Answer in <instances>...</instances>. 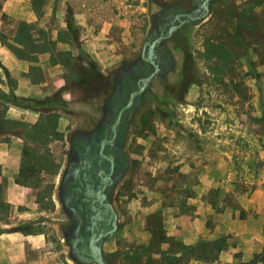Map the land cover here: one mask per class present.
I'll use <instances>...</instances> for the list:
<instances>
[{
    "label": "rangeland",
    "instance_id": "1",
    "mask_svg": "<svg viewBox=\"0 0 264 264\" xmlns=\"http://www.w3.org/2000/svg\"><path fill=\"white\" fill-rule=\"evenodd\" d=\"M150 1L32 0V22L0 10V44L11 56L0 55V156L15 161V183L31 194L12 210L0 183V225L47 235L43 264H71L55 225L42 222L58 213L64 134L77 121L58 99L91 93L136 51ZM177 58L169 91L156 89L158 103L140 112L130 136L133 164L114 198L110 248L118 264H264V0L215 6L186 28ZM15 62L29 64L23 95ZM46 64L58 73L48 77Z\"/></svg>",
    "mask_w": 264,
    "mask_h": 264
},
{
    "label": "water",
    "instance_id": "2",
    "mask_svg": "<svg viewBox=\"0 0 264 264\" xmlns=\"http://www.w3.org/2000/svg\"><path fill=\"white\" fill-rule=\"evenodd\" d=\"M232 0H151L147 7L148 28L137 52L131 57L121 60L104 77L100 86L89 94L72 101L58 102L64 111L73 115L86 117L92 125H96L98 117L108 112L104 110V103L113 96L117 97L124 90V83H135L136 89L128 95L126 104L119 111L116 118L118 123L121 115L131 106L134 111L130 114L126 139L130 131H139L133 120L146 105L158 103L157 88L167 93L171 87V79L178 68L177 52L186 42V28L203 22L215 6H226ZM160 19H164L162 26ZM166 50V58L157 55ZM145 70L146 76H137V71ZM105 112V113H104ZM74 127L68 135L66 158L53 191L58 214L54 217L43 218V221L55 225L58 236L65 247V257L71 264H117L118 250L110 248V243L118 229V210L112 201L104 205L103 215L98 212L96 220L106 225L98 233H93L85 239L80 235V218L75 210L68 205L69 195L66 189L69 173V154L73 151L70 137L79 131ZM119 169L115 177L114 188L120 184L129 173L130 159ZM113 188V189H114ZM114 191V190H113ZM93 230V228H88Z\"/></svg>",
    "mask_w": 264,
    "mask_h": 264
},
{
    "label": "flooded vegetation",
    "instance_id": "3",
    "mask_svg": "<svg viewBox=\"0 0 264 264\" xmlns=\"http://www.w3.org/2000/svg\"><path fill=\"white\" fill-rule=\"evenodd\" d=\"M163 21L164 19H160V26H162ZM167 56V51L163 50L162 53L157 55V58H166ZM146 75L145 70L137 71V76ZM103 80L104 78H102L99 86ZM135 89V83H127L126 80L124 90L117 97L113 96L104 103V110L108 112V117L103 114L97 118L96 125H92L86 117L74 115L73 117L77 121L64 134V148L58 175L64 166L69 132L74 127H80V130L70 137L73 151L69 154L70 163L66 189L69 195L68 205L75 210L81 220L79 225L80 235L85 239V242L91 234L98 233L101 229L106 228L104 223H99L97 220L95 226H92V221L98 212L106 218L103 215L105 212L104 205L110 197L114 205V198L118 194L120 186L128 178L132 168L133 160L129 141L131 134L135 131H130L127 139L126 132L129 117L134 111V107L131 106L125 111L117 124L116 118L119 111L126 104L128 95ZM146 106L141 108L134 118V124L137 125L136 119ZM127 155L130 159L128 176L114 188L115 177L119 174V169L128 162ZM91 227L93 230L88 229Z\"/></svg>",
    "mask_w": 264,
    "mask_h": 264
},
{
    "label": "crops",
    "instance_id": "4",
    "mask_svg": "<svg viewBox=\"0 0 264 264\" xmlns=\"http://www.w3.org/2000/svg\"><path fill=\"white\" fill-rule=\"evenodd\" d=\"M31 1L32 0H1L0 2L1 14L3 13L6 14L9 20L32 22L35 19V15L33 10L31 9ZM146 15H147V9H146ZM143 37L141 38L136 51L130 55L121 58L119 61L114 63L109 68L107 73L103 75V78L109 73L111 68H113L116 64H118L121 60L131 57L137 52ZM0 55H2L6 60L11 59L10 53L1 44H0ZM15 63L17 64L18 69H16L15 67H13L12 69V64H7V67L9 69H12L14 72H16V74H13V76L16 77L18 80L19 89L17 93L19 95H23V90H29V87L32 85L31 84L32 81L29 76H21L22 71H27L29 69L28 67L29 64H23L22 66L17 62ZM32 64L34 65V63ZM39 64L40 63H38V65ZM20 65L22 67H20ZM40 67L43 68L42 70L48 77H51V75L53 74L51 72H55V75L58 73V65H54L50 67L46 64L45 67L43 66ZM3 76L2 77L0 76V78L3 79ZM54 83L58 87V77H56ZM82 96L84 95H80L77 97H70V98L60 97L58 99V102L72 101L81 98ZM58 109L71 117L74 116L73 114L64 111L59 105H58ZM17 167L18 165L15 163L13 159L9 158L8 156H2V157L0 156V183H2L1 201L10 204L12 210L16 209L19 205H25L24 201H26L28 197H31L30 190L28 188H24V187L22 188L21 186L15 183V177L18 171ZM0 228L5 229L2 230V232L0 233V264H43L46 261V259L48 258L47 253L49 252V245H50V242L46 237L47 235H45L44 233H35V234L28 233L24 235L18 231H8L7 229L10 228V225L8 224L0 225ZM116 263L118 264L117 258H116Z\"/></svg>",
    "mask_w": 264,
    "mask_h": 264
},
{
    "label": "trees",
    "instance_id": "5",
    "mask_svg": "<svg viewBox=\"0 0 264 264\" xmlns=\"http://www.w3.org/2000/svg\"><path fill=\"white\" fill-rule=\"evenodd\" d=\"M16 183L21 184L19 181H17ZM8 231H13V230H8Z\"/></svg>",
    "mask_w": 264,
    "mask_h": 264
}]
</instances>
